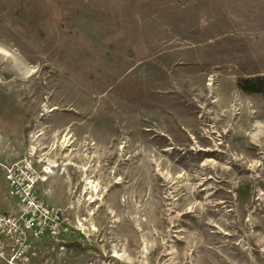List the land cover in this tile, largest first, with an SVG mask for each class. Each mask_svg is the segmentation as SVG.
<instances>
[{"label": "rangeland", "instance_id": "obj_1", "mask_svg": "<svg viewBox=\"0 0 264 264\" xmlns=\"http://www.w3.org/2000/svg\"><path fill=\"white\" fill-rule=\"evenodd\" d=\"M0 133L27 264H264V0H0Z\"/></svg>", "mask_w": 264, "mask_h": 264}, {"label": "built area", "instance_id": "obj_2", "mask_svg": "<svg viewBox=\"0 0 264 264\" xmlns=\"http://www.w3.org/2000/svg\"><path fill=\"white\" fill-rule=\"evenodd\" d=\"M31 154L4 166L5 181L18 200L14 212H0V258L7 264H27L32 247L57 224L56 214L36 191L50 169L39 170Z\"/></svg>", "mask_w": 264, "mask_h": 264}, {"label": "crops", "instance_id": "obj_3", "mask_svg": "<svg viewBox=\"0 0 264 264\" xmlns=\"http://www.w3.org/2000/svg\"><path fill=\"white\" fill-rule=\"evenodd\" d=\"M9 150L6 148L4 138L0 133V212L10 213L17 208V197L11 193L7 182L4 179V166L12 161Z\"/></svg>", "mask_w": 264, "mask_h": 264}, {"label": "trees", "instance_id": "obj_4", "mask_svg": "<svg viewBox=\"0 0 264 264\" xmlns=\"http://www.w3.org/2000/svg\"><path fill=\"white\" fill-rule=\"evenodd\" d=\"M259 79L253 80V79H241L238 81V86L246 92H259L261 89L258 85V83H254L256 81H259ZM260 84V83H259Z\"/></svg>", "mask_w": 264, "mask_h": 264}]
</instances>
